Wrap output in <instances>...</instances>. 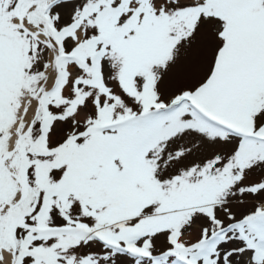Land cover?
I'll use <instances>...</instances> for the list:
<instances>
[{
    "label": "snow or ice",
    "instance_id": "1",
    "mask_svg": "<svg viewBox=\"0 0 264 264\" xmlns=\"http://www.w3.org/2000/svg\"><path fill=\"white\" fill-rule=\"evenodd\" d=\"M0 264H264V0H0Z\"/></svg>",
    "mask_w": 264,
    "mask_h": 264
}]
</instances>
